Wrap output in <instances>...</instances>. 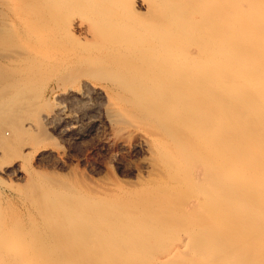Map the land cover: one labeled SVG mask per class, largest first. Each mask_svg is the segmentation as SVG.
Wrapping results in <instances>:
<instances>
[{
  "label": "bare ground",
  "instance_id": "obj_1",
  "mask_svg": "<svg viewBox=\"0 0 264 264\" xmlns=\"http://www.w3.org/2000/svg\"><path fill=\"white\" fill-rule=\"evenodd\" d=\"M93 96L145 176L25 168L0 264H264V0H0V151Z\"/></svg>",
  "mask_w": 264,
  "mask_h": 264
},
{
  "label": "rangeland",
  "instance_id": "obj_2",
  "mask_svg": "<svg viewBox=\"0 0 264 264\" xmlns=\"http://www.w3.org/2000/svg\"><path fill=\"white\" fill-rule=\"evenodd\" d=\"M99 102L94 96L87 103L64 99L70 116L48 125L41 142L33 143L26 137L23 141L27 143H22L24 148L19 154L0 151V201L7 211L26 210L15 189L26 181L25 168L85 179L93 185H110L114 181L130 185L145 176L142 164L146 151L133 145V133L114 132L103 118Z\"/></svg>",
  "mask_w": 264,
  "mask_h": 264
}]
</instances>
